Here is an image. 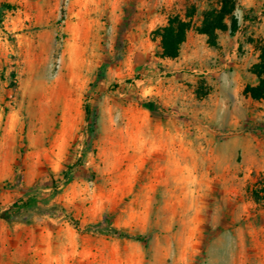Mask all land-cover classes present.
Masks as SVG:
<instances>
[{"label": "rangeland", "instance_id": "obj_1", "mask_svg": "<svg viewBox=\"0 0 264 264\" xmlns=\"http://www.w3.org/2000/svg\"><path fill=\"white\" fill-rule=\"evenodd\" d=\"M189 4L198 23L207 0H0V264H264V100L243 94L264 0L160 58L152 30Z\"/></svg>", "mask_w": 264, "mask_h": 264}, {"label": "trees", "instance_id": "obj_2", "mask_svg": "<svg viewBox=\"0 0 264 264\" xmlns=\"http://www.w3.org/2000/svg\"><path fill=\"white\" fill-rule=\"evenodd\" d=\"M240 5V0H207V7L200 13L198 23L193 22V16L197 12L194 4H189L185 10L184 16L179 14L169 15L165 24L157 26L152 30L153 39H158L159 51L157 55L160 58H176L179 55L182 43L186 39L187 32L191 29L197 33L206 36V42L209 46L217 45L218 31L229 30L233 35L238 27L237 18L234 11ZM256 49L258 50L257 61L254 62L249 71L255 75L256 83H247L243 89V94L251 97L253 100H264V38L257 40ZM153 110L152 106H148ZM90 108L85 104V119L89 120ZM94 120L90 121L91 128ZM92 132L87 145H91ZM70 169L66 166L61 172L60 179L67 181L69 179ZM51 184H55V178L52 177ZM251 195L256 202L263 199L264 202V175H259L256 185L251 189ZM33 195H27L19 198L9 205L3 212V215L11 219L14 212L19 208L27 207Z\"/></svg>", "mask_w": 264, "mask_h": 264}, {"label": "crops", "instance_id": "obj_3", "mask_svg": "<svg viewBox=\"0 0 264 264\" xmlns=\"http://www.w3.org/2000/svg\"><path fill=\"white\" fill-rule=\"evenodd\" d=\"M218 35H219V37H218V40H220L221 38H222V36H221V34H219L218 33ZM223 43V41L221 40L220 42H219V44H222ZM186 45V44H188V38L186 39V41L183 43V45ZM221 50H225V48H222ZM176 59V58H175ZM165 60H170V58H165ZM240 64H237V66H239ZM247 73H249L250 74V72H247ZM252 77H254V76H252ZM254 79V78H253ZM233 81H234V84H235V87H236V89H238V84H239V81H240V75H239V73L237 72V71H235V73H234V75H233ZM250 84H254V82H250ZM241 89H243V85H242V87H241ZM247 99L249 98L248 96L246 97Z\"/></svg>", "mask_w": 264, "mask_h": 264}]
</instances>
